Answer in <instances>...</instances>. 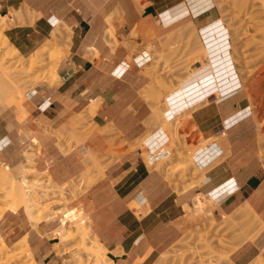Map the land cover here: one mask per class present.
<instances>
[{
	"label": "crops",
	"instance_id": "obj_1",
	"mask_svg": "<svg viewBox=\"0 0 264 264\" xmlns=\"http://www.w3.org/2000/svg\"><path fill=\"white\" fill-rule=\"evenodd\" d=\"M116 3L115 9H107ZM22 5L28 6L38 18L10 31L9 38L17 49L24 51L34 45L36 49L47 45L57 28L70 39L66 58L58 71V65L55 69L58 85H42L30 92L22 120L18 119L15 107L2 110L1 163L19 172L26 165L22 152L35 147L34 163L40 173H49L60 184L76 179L85 172L83 155L87 149L97 145L106 148L105 137L96 136V142L91 139L84 146L73 144L70 149L68 137L81 114L88 115L99 129L117 132L129 144L150 132L154 138L145 143L148 152L167 144V136L153 126L152 102L147 99L151 79L138 62L142 61L144 66L151 62H145L150 58L145 48L149 44L159 48V40L184 27V23L185 27L193 25L201 33L219 20L214 7L195 9L192 0H0V7L8 11ZM119 6L126 26L118 37L119 44L114 45L108 36L106 18ZM0 15L5 16L1 11ZM131 32H135L132 46H138L141 52L140 57L134 56V66L127 61L131 51L126 41ZM239 90L221 97L230 98L226 104L212 100L207 107L193 113L204 144L195 153L194 163L208 170L203 186L196 185L178 197L179 192L149 169L139 150L125 147L121 150L123 155L107 167L104 178L87 191L81 202L77 201V208H84L83 217L91 222L94 235L107 249L108 261L155 264L163 251L179 239L182 230L194 223L184 208L195 206L197 196L205 208L212 207L217 222L230 219L247 207L257 217L256 229L260 228V235L231 253L233 264H250L264 254V169L253 154L254 149L244 148L233 137V146L224 139L227 133L233 135L237 128L249 122L242 116L248 111L244 110L248 105L246 99L241 98L245 94L231 99ZM175 96L165 101L168 118L178 112L173 103ZM60 137L67 139L61 141ZM196 206L199 212L205 209ZM55 228L49 224L35 231L23 215L12 212L0 220L4 242L12 246L28 238L36 264H63L66 254L58 256L54 251L58 238L48 237ZM62 231L60 225L56 234Z\"/></svg>",
	"mask_w": 264,
	"mask_h": 264
},
{
	"label": "rangeland",
	"instance_id": "obj_2",
	"mask_svg": "<svg viewBox=\"0 0 264 264\" xmlns=\"http://www.w3.org/2000/svg\"><path fill=\"white\" fill-rule=\"evenodd\" d=\"M192 3L195 9H208L214 7L215 9L213 12L216 14L215 16L223 20L228 27L233 46L234 61L237 71L241 76L240 81L242 85V88L238 91L239 94L233 96L231 99H236V97L238 98L241 94H245L241 96V98L246 99L248 103L246 109H244L248 111L242 116H244L245 121L249 122L244 124L243 127L237 128L233 135H228L227 133V137L224 139L233 146V141L231 142V137H233L237 139L236 141L241 142L244 148L254 149L253 154H255L264 169V0H192ZM112 4H110L107 9H115L117 3L114 4V6ZM117 8L119 9L115 10L114 13H111L106 18L107 24L109 25L108 36L113 40L114 45L119 44L118 37L123 35L122 32H124L123 29H125L126 26L124 15L120 10L121 6ZM12 10L13 9H10L8 11L0 7L1 14L7 15L10 20L7 25L4 24L6 28L3 32L0 31V35L4 39L6 38L5 36H7L11 44L9 47L1 46L2 49L0 51V82L2 81L0 83V101L2 100L0 102V114L2 110L6 108L15 107L18 111V119L21 120L26 114L24 105L29 103L28 94L30 92L35 91L42 85H47L49 87H56L58 85L59 78H55L54 80V77L50 73V69L53 66L54 59L57 61L59 59L57 71L61 62L65 60L68 50V36L64 33L65 36L63 35L62 40L56 42L61 50L59 54H55L54 50L48 47V44L53 41H50L44 46L40 45L36 50L34 49L36 45H34L24 51H20L15 47L12 39L9 38L11 34L10 31L13 29H10V27L24 26L33 23L38 16L33 13L28 6L22 5L17 9L18 14L15 19ZM9 22L11 24L10 26ZM134 36L135 32H131L126 41V45H130L131 55L127 61L131 66L135 65L134 56L138 58L141 54V52H138V46H132ZM19 37L22 38V35L19 34ZM51 40H53V38H51ZM159 44V48H155L150 44L145 48V51L148 52L150 56L151 62L145 64V66L142 61L138 63L143 66L141 69L144 74L151 79L149 91L147 92V99L152 102V123L156 129L161 130L163 134L167 136L168 142L166 145L161 148L159 147L153 153L150 151L148 152L145 143L154 138V135L150 132L134 143L129 144L123 141L122 137L117 132L110 129L101 130L92 123L88 115L81 114L75 119L73 132L68 137L70 140V149L73 144L76 147L84 146L91 139L96 142V136L105 137L104 145L106 148L102 149L101 145H97L94 146V148L89 147L87 149V154L83 155V162L86 167L85 172L76 179L60 184L56 183L49 173H40L34 163V158L36 157L35 147L29 150L26 149L22 152L21 156L25 157L26 164L28 163L27 161H30L29 165H23L19 172L12 170L9 164L0 162V170L9 166L11 173L18 180L21 178V174H24L27 167L34 168L38 173L30 175L28 178L29 181L35 178L37 181L40 180L38 182L45 183L46 187L47 184L52 186L51 188L55 195L42 200L40 199L43 197L39 195L38 189L35 188V190L32 188L39 199H37L38 205L36 209L40 210L43 215V223L37 226L39 229L40 226L54 224L56 226L55 231L48 236L51 237L56 234L61 224L65 225L66 231L64 234L70 237L71 240L62 242V238L56 239V243L58 244L54 246V251L58 256L66 254L63 264H111V261L109 262L107 259V249L94 235L91 222L83 217L84 215L82 212L84 208L81 207V209L80 206L77 208V201L80 200L81 202L87 191L104 178L107 167L118 157L123 155L121 150H124L125 147H128L127 149L130 151L139 150L149 169L158 173L164 183L173 187L176 192H179L178 197L187 194L193 190L196 185H202L206 175L205 173L208 172L207 169V171L203 169V171L205 170L204 175L203 172L202 174L198 173L195 169L197 168L194 163L195 153L198 148L203 147L204 144H201L202 137L197 131V127L193 120V113L203 107H207L212 100H216L217 103L226 104L230 98L227 100L226 98H219L217 96L218 94H214L216 92L215 90H210L211 92L209 91L206 101L204 97H201V102L199 101V103H196L197 105H191L187 109L188 112L185 113V115L179 116L178 118L172 116L169 118L170 123L165 122L166 112L168 111V106L165 103L166 98L178 92V84L181 80H186L199 73V70H195L199 65L194 63L200 55V51L203 47V39L201 33L193 27V25L185 27L184 23V27H180L160 39ZM16 50H18L24 58L19 57L20 55L17 56V54H15ZM34 54H38V60L43 61L39 67L29 71V57ZM12 55L15 57L12 58ZM202 59L204 61L206 57ZM205 63H207V59ZM19 91H21V96ZM6 95L13 99L6 97ZM21 99L25 101L23 102ZM12 102L13 105H11ZM15 104L22 106L19 107ZM235 119L237 120V118ZM106 137L108 138L106 139ZM60 139L63 141L67 138L60 137ZM145 139L147 140L145 141ZM152 141L158 142L157 140ZM204 149L207 151L208 147L206 146ZM50 178L57 186H54L48 181ZM2 186H4V184L3 180L0 178V200H6L5 198L8 191ZM187 190L189 191L186 192ZM35 193L33 192V194ZM1 206L2 205H0V207ZM133 208L140 211L137 204H133ZM52 209H56V211L54 212ZM184 209H187L194 223L187 229L184 228L182 230L179 239L163 251L155 264H233L230 257L231 253L244 242L249 240L254 241L253 237L259 236L261 233L260 228L256 229L255 220H257V217L254 216L252 212L248 215V217L250 216L249 222L243 219L245 216L247 217V215L243 217L240 216L242 219L238 216V213L246 208L237 212L230 219L222 222H217L213 218L212 207H206L205 210L201 212H199L194 205H192V208L186 205ZM250 209L252 211V208ZM9 212L12 211L9 210L4 212L3 215L0 214V220ZM17 214L24 216L22 211ZM50 219L52 220L47 222ZM29 224L32 229L35 230L32 223ZM61 228L64 230L62 225ZM38 229L35 231H38ZM84 238L87 239L88 246L95 245L96 247H101L99 248L101 253L103 252L105 254H100L99 260L93 254L89 255L84 253L82 250ZM24 242L28 245V238ZM24 242L21 243L20 241L18 243L20 246L15 244L16 246L8 245V247L10 250L12 249L11 251L15 252L16 250L17 252L18 248L25 246ZM22 244L24 246H22ZM16 252L14 254H16ZM10 254L9 252L7 256ZM31 256V259H29L28 256V258L24 256L20 260L13 261L11 258H5V255L0 253V264H25L28 260L26 264H36L33 254ZM260 257L250 264H256L257 260L260 259L264 261V254Z\"/></svg>",
	"mask_w": 264,
	"mask_h": 264
},
{
	"label": "bare ground",
	"instance_id": "obj_3",
	"mask_svg": "<svg viewBox=\"0 0 264 264\" xmlns=\"http://www.w3.org/2000/svg\"><path fill=\"white\" fill-rule=\"evenodd\" d=\"M89 1L93 2L94 0H89ZM83 5H84V3H83ZM12 14L15 16V19H16L17 14H18V10L17 9L16 10L13 9L12 10ZM8 21H10V20H9V17H7V15H5V16H1L0 15V31L3 32V30L6 28L5 25L8 24ZM10 25L11 24L9 22V26ZM12 25H13V23H12ZM3 26H5V27H3ZM14 27L15 26L10 27V29L14 28ZM7 28H9V27H7ZM63 35H64V32L60 28H57V29H55L52 32V35H51L52 37L51 38H53V40H52L53 42L49 43L48 47L51 50H54L55 54H59L61 52V50L56 46L57 45L56 42L61 41L62 38H63ZM201 36H202V39H203V47H202V49L200 51L199 57H197V61L194 63V64H198L199 65V67L197 69H195V70H199V73H197L193 77L190 75L191 78L189 77L186 80H181L180 83L178 84L179 85V88L177 86L178 92L175 94L176 96L174 97V100H173L174 106L177 107L178 112H176V113L173 112L174 114L172 116H174V118H176V117L178 118L179 116L185 115V113L188 112L187 109L191 105H193V103H195L197 100H201V97H204V100L206 101V99H207L206 97H207V95H208L210 90L211 91L215 90L216 91L215 92L216 95L218 94L217 96L221 98V97H227L228 95H230V94H232V93H234L237 90L242 88L241 81H240L241 80V78H240L241 76L239 75V72L237 71L236 64H235V61H234L235 59H234V56H233V46H232V42H231L230 31H229L228 27L225 25L224 21L219 19V20H217L215 22H212L210 25H208V26H206L205 28L202 29ZM5 37L6 38L4 39L0 35V51L2 49L1 46H8L9 47L11 45L8 37L7 36H5ZM69 39H70V37H68L67 42L69 41ZM39 52H40V50H39ZM15 54H17V56L20 55L19 57L24 58L18 50H16ZM37 56H38V54H34V55H31L29 57L30 58L29 59V65H28V70L29 71H32V70H34L35 68H37V67H39L41 65L43 60H38ZM63 56H65V55H63ZM11 57L14 58L15 56L12 55ZM59 57L62 60L60 55H59ZM203 57H206L207 63H205L206 59L203 61V59H202ZM58 61H59V59H58ZM58 61L56 59H54L53 66L50 69V73L54 77V80H55V78L56 79L59 78L57 76L56 72H55L56 66L59 63ZM0 66H1V62H0ZM17 90H18V88H17ZM206 91H208V92H206ZM19 94H20V96L22 95L21 91H19ZM223 94H225V95L223 96ZM168 96H170V95H168ZM6 97H9V96L6 95ZM9 98H11V97H9ZM11 99H13V98H11ZM24 99H21V101L23 100V102H24L25 101ZM12 101H14V100H12ZM11 105H13V102H12ZM16 106H19V105H16ZM20 106H22V105H20ZM21 113L24 114L23 112H21ZM165 122H169L170 123V119L167 116L165 117ZM167 130H169V129H167ZM146 140L147 139H145V141ZM29 155H30V153H29ZM29 161H27L28 165H29ZM214 167H215V165H214ZM195 169H196V171L198 173H201V174H202V172L204 174V171L206 170L205 169L203 171V169L199 168V167H197ZM187 171H188V168H187ZM37 173L38 172L34 168H28L27 167L25 169L24 174H21L22 176L18 180L17 178H15L13 176V174L9 170L8 166H6L4 169L0 170V178L3 180L4 186H6V187H4V186H2V187L5 190L8 191V194L6 195V198H5L6 200H0V202H1L0 205H2L0 207V214L3 215L4 212L9 211V210L12 211L13 213H18V212L22 211L24 213V217L27 218L29 223H32V225L34 226L35 230L38 229V226H37L38 224L43 223V220H42L43 215L41 214L40 210L36 209L37 205H38L37 202H38L39 199L37 198L34 189L35 188L38 189L39 195H41L43 197L40 200L55 195V193L52 191V188H51L52 186H50V184H47V187H46L45 183H43V182L40 183V182H38L40 180L37 181L35 178H34V180L29 181V179H28L29 176L30 175H35ZM205 174H207V173H205ZM31 178H33V177H31ZM48 181H50L51 184H53L54 186H57V185H55L53 183L51 178ZM201 186H203V185H201ZM32 188H34V189H32ZM192 189H193V187H192ZM188 191L189 190H187L186 192H188ZM33 192L35 194H33ZM183 194H181V195H183ZM203 204H204V202H203ZM203 204L201 203V201H199V196H197V198L195 199V206L197 205L196 207H198V206L204 207ZM52 211L55 212L56 209H52ZM250 212H252L251 209L249 207H247L246 209H244L241 212H239L238 216L239 217L240 216L243 217V216L247 215V217H248ZM245 217L243 218L244 221L249 222L250 221V218H249L250 216L248 217V219H247V217L246 218ZM61 225L64 227V230L62 232H59V233L55 234L54 236L57 237L58 239L62 238V242L71 240L70 237H68L67 235L64 234L65 231H66L65 225L64 224H61ZM257 237H258V235L256 237H253L254 240H255V238L257 239ZM25 240H27V238L22 239L21 243L24 242ZM24 244H25V246L27 245L26 242H24ZM22 246H24V245L22 244ZM24 247L18 248L17 252L15 250L16 254H14L15 252L11 251L12 249L10 250V248L4 242L2 237H0V253H3V255H5V258L8 257L9 259L11 258V260L16 261L18 259L19 260L22 259V257H24V256L25 257L28 256L29 259H31L30 256L32 255V252H31V250L29 248V245H27V247L25 249H24ZM99 248H101V247H98V246L96 247L95 245L94 246H88L87 239H85V238L83 239L82 250L84 251L85 254H89V255L93 254L98 259L100 257V254L101 255L105 254L103 252L101 253V250ZM9 252L11 254L7 256V254ZM9 259H8V261H9ZM28 261L26 263H28ZM263 262L264 261L262 259H260V260H257L256 264H264ZM24 263H25V261H24ZM111 264H113V262H111Z\"/></svg>",
	"mask_w": 264,
	"mask_h": 264
},
{
	"label": "built area",
	"instance_id": "obj_4",
	"mask_svg": "<svg viewBox=\"0 0 264 264\" xmlns=\"http://www.w3.org/2000/svg\"><path fill=\"white\" fill-rule=\"evenodd\" d=\"M155 48H157V47H155ZM147 58V57H146ZM151 59L149 58V59H145V62H148V61H150Z\"/></svg>",
	"mask_w": 264,
	"mask_h": 264
}]
</instances>
